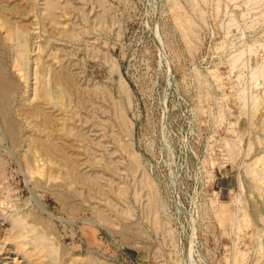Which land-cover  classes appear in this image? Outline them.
Instances as JSON below:
<instances>
[{"label":"rangeland","instance_id":"obj_1","mask_svg":"<svg viewBox=\"0 0 264 264\" xmlns=\"http://www.w3.org/2000/svg\"><path fill=\"white\" fill-rule=\"evenodd\" d=\"M3 263L264 264V0H0Z\"/></svg>","mask_w":264,"mask_h":264},{"label":"bare ground","instance_id":"obj_2","mask_svg":"<svg viewBox=\"0 0 264 264\" xmlns=\"http://www.w3.org/2000/svg\"><path fill=\"white\" fill-rule=\"evenodd\" d=\"M21 44H22V42H21ZM20 46H21V45H20ZM26 47H27V42H24L23 47H21V48H22V50H27ZM27 51H28V50H27ZM22 52H23V51H22ZM22 54H24V52H23ZM26 54H27V53H26ZM26 54H25V55H26ZM25 55H24V56H25ZM18 56H19V55H18ZM19 57H22V56H19ZM46 65H47V64H46ZM45 67H46V66H45ZM48 72H49V71H48ZM48 72H47L46 74H48ZM60 73H61V72H60ZM53 75H54V74H53ZM42 76H44V75H42ZM61 76H62V75H61ZM46 77H47V76H46ZM43 80H44V79H43ZM45 80H47V79H45ZM62 80H63V79H62ZM66 82H67V81H66ZM44 83H45V82H44ZM47 84H48V82H47ZM53 84H54V83H53ZM50 85H51V84H50ZM44 89H45V88H44ZM47 94H48V92H47L46 90L43 91V95H44V96H46ZM49 95H50V94H49ZM49 95H48V96H49ZM44 96H43V98H44ZM41 98H42V97H41ZM38 109H39V108H38ZM3 264H4V263H3Z\"/></svg>","mask_w":264,"mask_h":264}]
</instances>
